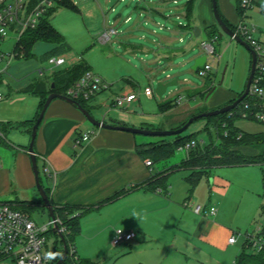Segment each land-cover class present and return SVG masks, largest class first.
I'll return each mask as SVG.
<instances>
[{
	"label": "crops",
	"instance_id": "1",
	"mask_svg": "<svg viewBox=\"0 0 264 264\" xmlns=\"http://www.w3.org/2000/svg\"><path fill=\"white\" fill-rule=\"evenodd\" d=\"M72 2L76 9L71 11L80 14L77 1ZM202 5L199 7L200 19L203 16ZM234 11L237 15L236 8ZM144 13L148 15L147 23L154 22V17L162 14L154 4L150 5L149 9L144 8ZM89 16H92V12ZM182 16L187 23L186 7ZM51 19L50 24L62 35L68 46L53 56L66 60L63 66L57 68L68 69L84 61L93 71V66L85 57L74 54L65 35L51 22ZM176 25L177 29H172L171 32L179 35L181 43H183L180 36L182 32L186 33L189 29H192L196 35L200 32L195 25L194 16L187 26L182 21ZM136 36L127 34L125 40L130 43L131 38ZM168 42L173 44L174 40ZM51 45L52 48L44 59L48 58L57 47ZM179 54L180 51H171L164 52L161 56L171 63ZM199 57L197 56L196 59ZM59 70L48 74L39 70L38 78L23 84L14 82L8 73L0 80V92L4 96L3 100H0V126L6 131L5 133L0 131V135L4 137V141L0 142V201L13 204L21 210L41 201L39 192L38 195H34L37 186L29 154L31 143L29 130L30 125L41 113L42 101L45 94L53 89V77ZM153 74L151 81L157 77L155 73ZM101 75L102 77H99L109 84V89L86 102L91 115L108 124L135 128L140 125L141 129H147L141 126L145 122V115L124 116L113 104L117 95L137 94L136 88L140 90L138 94L143 95L142 86L138 82L140 78L130 71ZM168 80L176 79L174 76H169ZM37 82L44 83L45 93L25 91L28 86ZM217 89L214 86L206 95L208 100L211 98L208 104L211 110L205 109L207 112L225 107L240 96V94L233 96L221 91V94L213 97ZM193 92L201 91L192 90L190 94ZM139 95L137 101L130 106L129 111L132 114L141 107ZM144 97L147 100L153 98L145 95ZM196 97L195 94L187 98L185 96L184 99L195 100ZM174 101L177 103V99ZM166 102L158 104L159 113L163 117L171 115L182 104L177 103L172 109L161 112L160 105ZM199 108L195 107L194 110ZM185 121L182 119L168 124L163 130L178 129ZM89 125L87 118L75 106L61 99H55L45 113L34 142L41 184L48 190L50 199L58 208H70L71 216H79L80 232L75 238L74 248L81 259L98 264L95 261L97 257L102 252H109L115 247L112 241L116 230L121 229L126 233L135 234L130 244L120 245L123 248L116 246L122 248L119 257H128L124 264L236 263L237 257L247 246L246 235L249 234V230L243 228L245 225L235 224V221L230 222L227 218L226 203L236 194V187L231 180H228L227 171H224L226 168L213 170L214 173L203 177L197 184V189L195 187L193 191L187 181L191 174L188 170L186 171L189 174L184 178V185H178L175 181L170 185L171 176L166 191L160 192L159 189L152 191L144 184L162 171H157L154 168L155 164L147 167L146 161L150 158L142 155L139 147L148 143L140 141L138 135L132 133L92 128ZM87 132L92 133L91 139L77 146V139ZM195 189L200 190L202 194L198 196L196 193L198 191ZM194 192L195 195L192 197ZM119 193L122 195L113 200ZM188 200L192 202L189 203ZM186 203L190 206L187 207ZM263 204L264 198L261 206ZM197 205L216 207L217 215L196 214L193 208ZM40 208L43 207H37L35 210ZM256 212L254 206L249 209V222L250 217ZM134 213L137 214L135 217ZM263 224L264 222L261 226ZM235 228L239 231H235ZM232 237L236 238L234 244L229 243ZM226 254H229L228 257H225Z\"/></svg>",
	"mask_w": 264,
	"mask_h": 264
},
{
	"label": "rangeland",
	"instance_id": "2",
	"mask_svg": "<svg viewBox=\"0 0 264 264\" xmlns=\"http://www.w3.org/2000/svg\"><path fill=\"white\" fill-rule=\"evenodd\" d=\"M72 1H77L81 13L77 14L69 9L59 8L51 22L65 35L67 43L72 47L74 54L85 57L93 66L92 72L95 75L102 77V73L113 75L114 73L130 71L133 75L140 78L138 82H140L143 92L147 86L152 89L154 94L151 100H147L144 94L139 95V88L135 89L139 98L141 97V107L135 113L132 114L129 110L118 109L127 117L130 115H145L146 118L144 124L141 125L142 128L161 131L168 124L176 123L182 119L186 120L179 126L181 128L192 117L207 112L205 109L211 110L208 106L211 98L208 100L205 95L200 96L199 92L190 94L192 90L203 92L213 85L218 88L213 97L223 91L235 96L245 90L250 74L251 55L245 47L232 40L229 36L220 37V29L216 24L211 0H195V25L200 32H198V35L194 34L192 29H189L186 33L182 32L180 36L183 43L179 42V35H175L171 30L177 29L176 24L179 21H182L187 26L188 23L185 22V18L182 15L190 0ZM152 4L161 10L162 14L156 15L155 19H153L154 22L147 23L148 15L144 13V8L149 9ZM201 5V9H203L201 15L203 16L200 19L199 7ZM218 6L230 25L237 23V15L234 11L236 0H218ZM91 12L92 16L90 17L89 13ZM118 15H121V17L118 18ZM248 16L250 17V24L264 29L263 13L258 9H254L248 12ZM110 29L117 30V34L112 36L111 41L104 43L101 39L104 33ZM127 34L137 35L136 39L132 37V41L128 43L125 40ZM216 36H218L217 40H215ZM170 40H174V43H169L168 41ZM15 42L16 37L12 35L7 41L2 42L1 49L4 52L10 51L14 48ZM203 42L212 44L216 51L215 55L209 57V64L212 69L206 77H201L192 68L196 57L203 55ZM134 47L137 48L135 49ZM51 48L52 45L46 41L36 42L32 49L33 56L31 58L18 57L12 61V65H10L7 72L11 76L10 78L14 82L23 84L26 81L38 78L39 70L47 74L59 70L48 63V58L44 59ZM171 51H180L181 54L174 57L171 63H168L161 55L164 52ZM123 57H125V60H123ZM225 67H227L225 78L222 85H220L222 72ZM218 70H220V73H217ZM153 73L157 77L154 81H151L150 79L154 76ZM169 76H174L178 84L170 87L163 99H160L156 95V89L160 82H170L171 80H168ZM195 94L197 95L195 100L184 99L178 109L173 111L171 115L167 117L160 115L158 110L159 103L174 101L179 97L186 96L187 98ZM195 107L200 108L199 110H194ZM217 109H220V107ZM190 115L191 117L188 118ZM206 125L207 119H199L183 134L197 133L200 134L199 138H207L212 126L209 129H205ZM137 126L136 128H140V125ZM235 126L246 134H264V125L254 120L237 119ZM90 127L97 128L92 125ZM204 129L205 132H201ZM137 137L145 143H157L163 139L172 140L175 136L165 138L138 135ZM3 141V135H0V142ZM241 152L250 155L258 153L256 150L249 148H241ZM185 155L186 152L178 150L174 158L167 162L156 163L154 168L157 171H164L168 167L179 164L185 158ZM224 171H227L228 180H231L236 187V194L228 199L226 203L227 218L230 222L235 221V224L245 225L243 228L249 230V233H253L264 222L261 206L264 196V165L230 167ZM210 173L213 174L214 171L212 170ZM188 174L189 172L186 170L175 172L170 179V185H173L174 181L178 185H184V178ZM196 191L198 196L202 194L200 190ZM195 192L194 194L192 193V197ZM35 193L34 195H38L37 190H35ZM188 202L190 203L192 200H188ZM253 206L257 212L253 217H250V223L248 214L249 209ZM31 215L39 226L47 225L51 220L49 213L43 208L34 210ZM234 230L239 231L238 228ZM47 238L49 248L52 251L55 250L57 245L53 233H48ZM120 247H112L109 252H102L95 261L98 264H124L128 257H119L123 248ZM228 255L226 254L225 257H228ZM0 264L14 263L12 260L7 259Z\"/></svg>",
	"mask_w": 264,
	"mask_h": 264
},
{
	"label": "built area",
	"instance_id": "3",
	"mask_svg": "<svg viewBox=\"0 0 264 264\" xmlns=\"http://www.w3.org/2000/svg\"><path fill=\"white\" fill-rule=\"evenodd\" d=\"M60 0H0V80L7 73L12 61L20 56L19 50L23 47L19 45L23 35L30 30L39 27L43 19L48 17L51 10L58 6ZM241 14H237V23L234 24L233 31L240 37L256 55L255 74L250 85L247 97L227 115L230 119H248L254 120L264 125V29L250 24L248 12L258 9L264 14V0H240ZM115 29L106 31L102 40L109 41L113 35H116ZM16 37L14 48L8 52L1 49L2 42L7 41L10 36ZM259 35V37H257ZM218 38H215L217 40ZM202 53L207 56V61L197 72L201 77H206L211 71L209 57L216 54L212 44L202 43ZM48 63L53 67H61L66 63L64 58L50 57ZM109 89V84L103 81L92 71L85 73L77 83L67 91V96L79 101H90L101 92ZM144 95L148 98L153 97V91L150 87L144 89ZM4 96L0 92V100ZM185 97H179L177 103L183 102ZM138 95H117L114 97L113 104L119 110H129L133 102L137 101ZM91 132L84 133L76 141V145L88 142L91 139ZM195 143L181 148V151H188L194 147ZM147 167L154 164L151 160L146 161ZM158 191L162 192L161 189ZM187 207L189 203L185 204ZM199 215L216 216V207H207L197 205L193 208ZM54 222L50 220L47 225L39 226L31 214L19 209L17 206L0 201V255L6 257V260H12L14 264H52L55 250L48 246L47 234L54 229ZM61 232H65L61 221L57 218ZM121 235H115L112 245H128L134 238V233H126L121 229ZM248 249L255 255H264V236L262 235V226L256 228L253 233L246 235ZM236 238L229 240L234 244ZM72 248V254L75 253Z\"/></svg>",
	"mask_w": 264,
	"mask_h": 264
},
{
	"label": "trees",
	"instance_id": "4",
	"mask_svg": "<svg viewBox=\"0 0 264 264\" xmlns=\"http://www.w3.org/2000/svg\"><path fill=\"white\" fill-rule=\"evenodd\" d=\"M194 2L195 0H190L186 5L187 23H191L193 20L195 11ZM58 8H68L70 10L76 9L71 0H60L58 2V6L51 10V12L48 14V17L43 19L37 29L27 31L23 35L19 43V45L23 47V50L18 51L20 52L19 57L30 58L32 56L33 46L38 41H46L50 44L57 45L56 49L51 53L48 59L53 57L55 54H59L61 50L68 48L62 35L50 24V19L58 10ZM236 11L237 14H241L242 10L240 8V0H236ZM222 17L227 25L233 30L234 25H230L223 15ZM216 38H218V36H216ZM89 71H91V69L84 61L71 68L59 70L53 77V83L55 87L47 94L57 93L67 96V91L72 88L85 73ZM213 88L214 86L212 85L205 91L199 92V95L206 96L213 90ZM25 91L45 93V85L44 83L37 82L28 86ZM47 94H45V97L42 101L41 111L43 110L44 104L47 100ZM234 101L235 100L231 101V103ZM77 102L87 109L86 101L79 100ZM176 105L177 103H175V101H169L161 104L160 110L161 112H165L172 109ZM39 116L40 114L38 115L37 120ZM205 119H207V125L205 129H209L210 126H212L211 130L207 134V138H199L200 134L197 133L190 135L182 134L175 136L172 140L163 139L157 143H148L139 147L141 149V154L147 156L151 159L153 164H156L167 162L168 160L174 158L178 150L186 147L187 145L195 143L194 147L190 148L188 151H185L188 153L179 164L168 167L164 171L157 173L151 180L144 184L145 187L152 191H156L158 189L166 191L168 188V181L172 174L181 170H188L191 172V174L187 178V181L191 186V191H193L199 181L203 177L208 176L212 170L218 168L264 165V134L250 135L242 132L235 126V121L237 118L230 119L227 114ZM36 121L30 125L29 132L31 134ZM205 129L201 132H205ZM0 131L3 133L6 132L5 128L1 126ZM241 148L256 150L258 153L256 155L244 154L241 152ZM46 192L49 195L47 189ZM120 195H122V193L117 194L113 200L120 197ZM50 201L55 209L57 218L62 223V227L66 229L63 235L69 248V254L64 264H94L90 260L81 259L76 252L72 254L75 238L80 232L79 216H71L70 208H58L54 205L51 199ZM37 207L45 208L44 203L40 201L32 203L25 209L22 208V210L31 214ZM262 214L264 215V204L262 206ZM50 233H53L56 238L57 246L55 248L54 259L52 263L56 264L63 255L64 247L60 236L54 232V230H51ZM262 235L264 236V224L262 226ZM5 260L6 257L0 255V263ZM235 264H264V255H255L251 253L248 249V246H246L244 251L237 257Z\"/></svg>",
	"mask_w": 264,
	"mask_h": 264
},
{
	"label": "water",
	"instance_id": "5",
	"mask_svg": "<svg viewBox=\"0 0 264 264\" xmlns=\"http://www.w3.org/2000/svg\"><path fill=\"white\" fill-rule=\"evenodd\" d=\"M211 2H212V9H213L214 17L216 20V24L220 28V37L222 38L225 35L229 36L232 40L236 41L237 43H239L243 47H245L251 55V60H252L251 61V71H250V75H249L245 90L240 95V97L238 99H236L233 103H231L225 107H222L220 109L214 110V111L205 112V113H201L199 115H196V116L192 117L181 128H178L175 130H164V131L163 130H161V131L157 130L156 131V130H148V129L128 127L126 125H120V124H117V125L108 124L104 121H100V120L95 119L86 108H84L76 100H74L68 96L57 94V93H51L48 95L47 100L44 104L43 110L41 111L40 116H39L38 120L36 121V123L32 129L29 154H30L31 159H32V165H33V170H34V174H35L36 186H37V190L40 194L41 201L44 203L45 208L49 212V216H50L51 220L55 223L54 224L55 227L53 229L54 232H56L60 236V239L63 242L64 252H63L62 257L57 261L56 264H64V262L66 261V259L68 257V254H69V248H68V245L65 241V237H64L63 233L61 232L59 225L57 224V216L55 214V209H54L53 205L51 204L50 197L47 194L45 187L41 184L40 173H39V168H38V163H37V156H36L35 151H34V142H35V139L37 136V131H38V128H39L44 116H45L47 109L49 108V106L53 100L61 99L63 101H66L67 103L75 106L87 118L88 122L94 127L109 129V130L124 131V132H128V133H132L134 135H142V136H150V137H165V138L182 135L184 132H186L190 128V126L195 121H197L199 119L216 117L219 115L228 114L229 112L234 110L249 94L250 85H251V82H252L254 74H255L256 55L253 52V50L249 47V45L247 43H245L240 37H238L235 34V32L224 21L222 15L220 13V10H219L218 0H211ZM118 17H120V15H118ZM206 61H207V56H205L203 54L198 59H196L195 64L192 67L193 70L196 71L198 68L203 67L205 65ZM226 70H227V68H225L223 71L220 85H222V83H223ZM177 84H178L177 80L166 82V83L160 82L158 84L157 89H156V95L160 99H163V96L167 93L168 89L170 87L176 86ZM54 87H55V85L52 84V88H54Z\"/></svg>",
	"mask_w": 264,
	"mask_h": 264
},
{
	"label": "clouds",
	"instance_id": "6",
	"mask_svg": "<svg viewBox=\"0 0 264 264\" xmlns=\"http://www.w3.org/2000/svg\"><path fill=\"white\" fill-rule=\"evenodd\" d=\"M134 215V217L137 215V214H133ZM115 235L117 236V237H119L120 235H121V233L119 232V231H117L116 233H115Z\"/></svg>",
	"mask_w": 264,
	"mask_h": 264
},
{
	"label": "flooded vegetation",
	"instance_id": "7",
	"mask_svg": "<svg viewBox=\"0 0 264 264\" xmlns=\"http://www.w3.org/2000/svg\"><path fill=\"white\" fill-rule=\"evenodd\" d=\"M251 61H252V60H251ZM223 71H224V70H223ZM250 71H251V68H250ZM217 73H220V70H218ZM222 74H223V72H222ZM249 75H250V74H249ZM239 97H240V96H239ZM239 97H238V98H239ZM238 98H237V99H238Z\"/></svg>",
	"mask_w": 264,
	"mask_h": 264
}]
</instances>
